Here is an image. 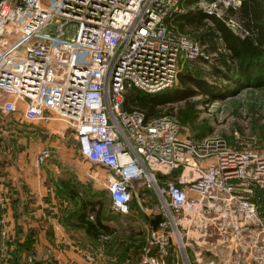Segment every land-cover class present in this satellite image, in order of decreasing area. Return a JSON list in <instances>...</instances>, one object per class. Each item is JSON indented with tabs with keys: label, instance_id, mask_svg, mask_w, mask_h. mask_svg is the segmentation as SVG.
Listing matches in <instances>:
<instances>
[{
	"label": "built area",
	"instance_id": "2783aa9c",
	"mask_svg": "<svg viewBox=\"0 0 264 264\" xmlns=\"http://www.w3.org/2000/svg\"><path fill=\"white\" fill-rule=\"evenodd\" d=\"M180 3L0 0V113L70 124L82 158L109 171L105 187L117 211L130 210V186L144 179L161 217L151 231L157 252L147 247L142 264H264V203L254 198L255 187L264 188V147L185 136L175 115L122 106L129 88L160 91L185 62L212 59L165 20ZM240 3L196 1L218 16ZM8 202L0 191V208ZM100 263L87 255V264Z\"/></svg>",
	"mask_w": 264,
	"mask_h": 264
},
{
	"label": "rangeland",
	"instance_id": "374dc122",
	"mask_svg": "<svg viewBox=\"0 0 264 264\" xmlns=\"http://www.w3.org/2000/svg\"><path fill=\"white\" fill-rule=\"evenodd\" d=\"M197 8H202V5H198L196 2L187 3L183 0L177 12L186 9L197 10ZM179 30L193 38H197L200 28H197L194 23L187 22ZM190 65H193V63ZM204 68L208 70L206 67ZM177 84L178 79L172 87ZM128 103L129 106L134 104L132 102ZM155 108H157L159 114L175 115L182 125V135L198 138L193 136V132L198 130L205 132L198 139L206 135H218L231 146L264 147V86L242 87L237 89L234 94L214 99L195 95L186 100L161 103L156 105ZM3 116L0 122V130L5 136L14 134L18 138L21 133L15 132L13 129H7V121L17 119L13 116L10 118H8V115ZM18 122L19 127H26L28 130L29 127L33 126L39 128L37 137L42 140L43 144L40 145L39 152L44 148L51 149L61 145L63 149L60 150H64L67 156L76 158L75 160L78 163L76 170L78 171L76 173L71 170V173L74 176L78 174L80 179L84 178L88 184L99 190V197L105 199L102 216L116 230L108 236L104 235L98 238L88 236L83 229L77 228L68 219H75V215H73L74 200L54 191L58 196L57 203L54 206H40L36 217L35 214L29 216L25 212L19 215L20 218L22 215L28 216L29 222L36 219L37 226L34 228L31 227V229L24 231L21 223L23 220L19 223H17V220L11 227H5L6 232L3 234L1 229L8 223L0 224V264H58V260L70 264H87L88 254L99 255L100 264H140L141 256L147 251V247H150L149 251H153L152 248H154V252L157 251V246H154L155 243L150 242L152 231L150 224L141 217L137 210L134 213L131 210L120 212L112 207L111 198L105 187V179L109 171L101 165L82 158L78 152L77 140L70 124L57 118L40 119L34 122L19 118ZM21 140H23V137H21ZM49 153L44 158L50 157ZM57 156L59 157V154ZM133 188L134 196L137 193L139 194L141 190L145 192L144 196L139 198V202L143 211H145L144 214L149 219L154 217L156 214L153 211L156 210L157 202L152 191L147 188L144 179L136 180ZM255 190L254 198L259 196L261 201H258V204L262 205L264 203V193L262 192L264 188L255 187ZM258 209L261 210L262 206H259ZM29 212L31 213L32 210ZM89 218H94V214L90 213ZM19 224L21 228H17ZM39 228L44 229L43 236H46V239L51 242V245H49L44 244V240L41 241L42 255L38 254L37 247L34 244L35 242L39 245L34 236ZM28 235L31 239L29 244H18L23 239L25 241ZM147 236L148 239H146ZM20 237H23V239L20 240ZM52 247L56 248L57 251H63L68 259L64 261L59 256L56 257ZM64 250L79 253L80 257H70Z\"/></svg>",
	"mask_w": 264,
	"mask_h": 264
},
{
	"label": "trees",
	"instance_id": "16d2710c",
	"mask_svg": "<svg viewBox=\"0 0 264 264\" xmlns=\"http://www.w3.org/2000/svg\"><path fill=\"white\" fill-rule=\"evenodd\" d=\"M196 1L198 0H185L187 3ZM229 18L233 20L234 25H230ZM165 20L178 30L187 22L196 24L200 31L195 39L203 45L206 52L212 54V59L208 60L201 56L198 59L200 64L196 62L197 64L193 63L190 66L184 65V68L178 73L176 86L151 93L135 87L129 88L124 94L122 102L124 108L137 107L142 109L146 116H153L159 114L155 106L161 103L186 100L195 95L212 99L221 98L234 94L237 89L242 87L264 86V0H241L236 8L231 6L223 8L222 16L207 12L202 8L186 9L180 12L174 10L166 16ZM204 67L208 70H205ZM128 102L134 104L131 103L132 105L129 106ZM1 115L3 116L0 113ZM8 118L10 117L8 116ZM16 119L7 121V129L21 133L23 127H19V118ZM204 133L195 130L193 136L199 138ZM3 139H5L4 141H16L11 136H5ZM71 170L73 171L70 167L66 168L63 175H60L54 182L58 194L74 200L73 215H75V219H68L74 226L83 229L85 234L90 237L98 238L111 235L116 228L102 216L104 197L100 198L99 190L74 176ZM130 187L132 191L129 200L130 209L135 208L141 217L150 224V229H153L161 215L156 214L149 219L144 214L145 211L139 202V198L143 197L145 192L141 190L134 196L133 185ZM26 206L23 204L18 210L15 209V218L26 212ZM90 213L94 214V218H89ZM19 227L20 224L17 228ZM29 238L28 235L25 241L23 239L18 244H29L31 242Z\"/></svg>",
	"mask_w": 264,
	"mask_h": 264
},
{
	"label": "crops",
	"instance_id": "0c3cea01",
	"mask_svg": "<svg viewBox=\"0 0 264 264\" xmlns=\"http://www.w3.org/2000/svg\"><path fill=\"white\" fill-rule=\"evenodd\" d=\"M196 62L200 64V62L196 60L194 62H185L184 65H190ZM8 116L20 118L19 112H13L8 114ZM2 117L3 116L1 115L0 122ZM29 128V130L26 127L23 128L24 131H21V135H19L18 138H16L14 134H10L11 137L16 139V141L14 140L12 142L10 140L4 141L5 139H3V137H5V134L2 132V130H0V191H4V193L9 195V202L6 204L5 209L0 208V215H3L5 223H8V225H5L6 228L11 227V225L17 220V223L23 220L21 223L22 229L24 231L31 229V227L34 228L37 226V220L33 219L29 222L28 216L26 215H22L21 218H15V209L18 210V208L25 204V206L27 205V209H29L25 213L29 216L30 214H35L34 216L36 217L40 206L52 207L57 203L56 199L58 196L54 192L56 191L54 182L57 181L60 175H63V171L70 166H72L71 168L74 172L77 173L78 171L76 170V165L78 164L75 160L76 158L67 156L64 150H60L63 149V146L61 145L55 146V148L51 149L48 148L50 157H43L42 159L37 160V155L40 145L42 144V140H39L37 137V130L39 129L38 127L33 126ZM25 131L26 133H24ZM21 137H23V140H21ZM58 154L59 157L57 156ZM77 177L80 179L78 174ZM80 180L85 181L84 178ZM152 193L154 195L153 191ZM31 210L32 212L30 213L29 211ZM130 210L133 213L136 212L135 208ZM153 213L160 214L156 212V210L155 212L153 211ZM43 231L44 229L39 228V231H36L34 234L35 241L37 240L39 243L38 245L34 242L39 255L43 254V249L41 246L42 240H44V244L51 245V242L46 239V236H43V233H45ZM19 239L22 240L23 237H20ZM146 239H148V236ZM150 242L154 243L152 240ZM154 246L157 245L155 244ZM53 250L56 257L59 256L60 258L64 259V261L68 259L66 258V255L63 251H57L56 248H53ZM152 250L153 251L150 252L155 253L154 248H152ZM66 253L70 257H80L79 253L74 251H66ZM143 256L144 254L141 256V260ZM169 260L170 258L168 261ZM58 264L70 263L61 262L58 260ZM140 264L142 263L140 262Z\"/></svg>",
	"mask_w": 264,
	"mask_h": 264
}]
</instances>
